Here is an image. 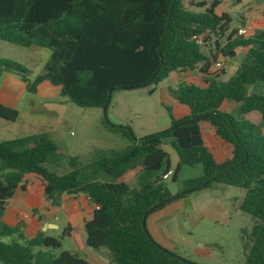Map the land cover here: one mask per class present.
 Segmentation results:
<instances>
[{
    "label": "trees",
    "instance_id": "trees-1",
    "mask_svg": "<svg viewBox=\"0 0 264 264\" xmlns=\"http://www.w3.org/2000/svg\"><path fill=\"white\" fill-rule=\"evenodd\" d=\"M219 4L201 0L188 10L182 0H0V42L50 51L43 73L33 80L19 64L0 59V77H18L30 94L48 81L76 107L102 110L109 89L151 87V95L171 73L197 69L209 77L204 88L180 83L168 89L189 114L174 119L166 108L170 126L163 131L137 139L128 126L112 125L104 115L103 127L129 145L97 153L87 165L71 157L70 170L62 175L45 166L57 165L61 156L47 135L0 142V219L16 189L35 194L42 188L43 203L51 207L60 205L62 195L80 194L98 205L83 226L86 246L108 250L112 264H197L160 246L145 221L190 192L220 184L245 191L238 209L255 223L248 232L241 230L243 264H264V30L237 36L229 16L216 14ZM203 33L218 35L223 44L214 40L216 51H199L209 47V36L201 47L192 38ZM239 48L246 53L236 72L217 82L223 71L209 74L211 65L218 57L233 58ZM224 104L237 105L234 113L221 111ZM254 111L260 125L244 118ZM17 116L0 105V119L13 122ZM203 125L229 146L227 156L217 158L202 137ZM167 141L178 156L173 170L162 149ZM183 166H200L201 175L185 180L173 196L163 177L175 182ZM135 168L137 187L130 188L122 179ZM69 236L67 226L56 238L43 233L26 238L19 226L0 221V264H90L61 250Z\"/></svg>",
    "mask_w": 264,
    "mask_h": 264
},
{
    "label": "rangeland",
    "instance_id": "rangeland-1",
    "mask_svg": "<svg viewBox=\"0 0 264 264\" xmlns=\"http://www.w3.org/2000/svg\"><path fill=\"white\" fill-rule=\"evenodd\" d=\"M187 1L182 0L183 6L190 9ZM218 1L220 6L217 13L222 11L229 16L230 30L245 29L249 32L243 25L248 26L250 21L255 33L262 31L260 29L264 24L262 21L264 0H241L239 4H234L231 0ZM249 37H252L250 32L244 38ZM209 38L208 44L213 51H216L215 39L223 44V38H219L218 35L210 34ZM205 49L199 48V51L205 52ZM241 52L231 59L218 58L224 64L223 75L219 76L218 82H227L234 75L241 61H239ZM49 57L50 51L47 49L36 47L28 49L0 42V59L22 66L24 70L30 72V80L43 73ZM211 71L219 73L213 66ZM193 81L197 82L196 79ZM3 83L4 81H1V84ZM165 84L166 80L161 82L151 95L148 94L151 87L112 93L105 114L106 120L112 125L128 126L137 139L168 129L170 118L166 108L171 111L174 99L169 90L165 89ZM25 97L35 98L31 94ZM39 101L38 108L45 113L52 109L54 114L49 118L53 126L49 139L57 146L61 156L57 165L45 166L58 175L70 170L68 159L71 157H76L82 165H87L97 153L120 151L129 145L127 139L103 127L104 114L101 109L79 108L60 97L53 98L43 107L40 104L45 102ZM227 109L232 113L235 111L233 105ZM1 122L4 125L0 126V141L25 135L23 117L13 122L3 120ZM261 128L264 131V124ZM162 149L168 154L170 169L173 170L178 163L175 150L168 141L164 143ZM138 173L136 168L128 172L126 180L130 188L137 187ZM200 175V166H183L175 182L171 181L169 175L164 184L171 195L175 196L182 191L185 180ZM244 195L245 191L242 189L214 184L210 188L190 192L181 201L174 200L164 210L150 214L145 221V228L160 246L188 261L197 264H240L242 260L240 231L243 229L248 232L253 225V218L238 209ZM68 242L67 238L61 241V250L69 251L78 257L83 258L85 253L97 252L89 247L85 252H77L70 248ZM98 250L109 252L104 248Z\"/></svg>",
    "mask_w": 264,
    "mask_h": 264
},
{
    "label": "crops",
    "instance_id": "crops-1",
    "mask_svg": "<svg viewBox=\"0 0 264 264\" xmlns=\"http://www.w3.org/2000/svg\"><path fill=\"white\" fill-rule=\"evenodd\" d=\"M199 1L201 0H188L187 3L190 4L191 2L195 3ZM218 7L215 9V12L217 15H220L223 12L220 11L219 13H217ZM248 22V26H243L248 28L250 34L253 36L254 34H256L254 32L255 28H253L252 22ZM263 29L264 24L262 25L260 30ZM249 32L247 31V35L249 34ZM214 46L216 48V45ZM209 48L210 47L205 49V53L210 50ZM238 52L242 53L239 59L240 61L244 57L246 49L239 48L235 50L234 57L237 56ZM218 58L223 59L222 57ZM221 59H217L216 61L222 62ZM212 66L213 64L211 65V67ZM211 73L213 72L210 68L209 74ZM193 79H196L197 82L193 81ZM208 79L209 77L207 75L200 74L197 69L181 73H171L166 79V84L164 87L167 90L169 88L176 87L180 83H192L198 87L204 88L207 85L206 81ZM1 81H4V83L1 84ZM216 81H219V77L216 79ZM59 93V87L51 85L48 81H42L36 86L35 94H31L35 98H26L25 95H28L30 93L26 91L25 84L18 77L12 74H3L0 77V105L16 111L18 114L16 120L19 119V117H23L24 127L26 128L25 135L16 138H23L38 134H45L48 136V138H50V133L52 131L53 126H51L49 118L51 116H54L53 111L52 109H50L47 113H45V111L38 108L39 105L37 103L39 100V102L44 101V104H40V106L43 107L48 103V101L52 100L53 98L60 97ZM231 105H233V107L236 109L237 105L224 104L221 108V111L229 113L232 112L227 109V107ZM171 108V114L173 115L174 119H179L189 114V110L186 107L178 104L175 100L172 101ZM244 118L255 125H260L262 123L261 116L256 111L248 113L244 116ZM1 120L0 126H3L4 124H2ZM201 130L202 137L213 146L218 159H222L229 154V146L218 140L213 135L212 131L208 126L203 125ZM262 133H264L263 130ZM128 172L122 179V181L127 184L128 181L126 180V176L128 175ZM168 176L163 179H167ZM42 194V188H39L35 194H30L29 192L16 189L13 193V196L6 203L5 210L0 219L1 223L8 226H19L20 230L23 232V235L26 238H33L38 233H43L44 236L56 238L59 237V234L62 233V230L68 226L70 228V236L69 238H67V240L69 241L68 243H70V248H72L73 250H77V252H85L87 246L85 243V233L83 226L84 223L90 220L92 217V213L94 210L93 204L89 201V199L80 194L62 195L60 197V205L58 207H51L43 203ZM182 199L183 198H181L180 201ZM169 206L170 204L161 210H164ZM254 223L255 220L253 219V225ZM240 245L242 247L241 240ZM96 251L97 252L94 254H83V259L87 260L90 264H112L110 262L108 254L109 252L107 253L106 251L100 250ZM243 263L244 254L242 251V260L240 264Z\"/></svg>",
    "mask_w": 264,
    "mask_h": 264
},
{
    "label": "built area",
    "instance_id": "built-area-1",
    "mask_svg": "<svg viewBox=\"0 0 264 264\" xmlns=\"http://www.w3.org/2000/svg\"><path fill=\"white\" fill-rule=\"evenodd\" d=\"M210 34L209 33H203L200 34L198 36H195L192 38L193 43L198 46L201 47L204 44V40L206 39V37H208ZM247 35V31L245 29H239L237 31V36H243L245 37ZM213 67L218 71V70H222L223 69V63L220 61H216L213 64ZM168 176V175H167ZM167 176H164L163 178H166ZM93 209L97 210L98 209V205L93 204Z\"/></svg>",
    "mask_w": 264,
    "mask_h": 264
},
{
    "label": "water",
    "instance_id": "water-1",
    "mask_svg": "<svg viewBox=\"0 0 264 264\" xmlns=\"http://www.w3.org/2000/svg\"><path fill=\"white\" fill-rule=\"evenodd\" d=\"M111 93H112V89H109L108 90V95H107V101H106V103H105V105H104V107L102 109L104 115L106 114V110H107V107H108V104H109Z\"/></svg>",
    "mask_w": 264,
    "mask_h": 264
}]
</instances>
